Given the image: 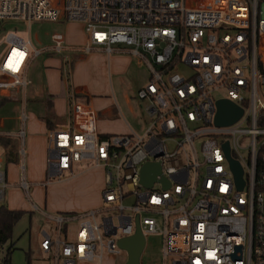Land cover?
I'll return each instance as SVG.
<instances>
[{
	"label": "built area",
	"instance_id": "1",
	"mask_svg": "<svg viewBox=\"0 0 264 264\" xmlns=\"http://www.w3.org/2000/svg\"><path fill=\"white\" fill-rule=\"evenodd\" d=\"M4 20L80 22L87 34L76 45L53 33L35 47L30 37L0 31V96L21 104V144L39 57L58 56L69 69L71 57L92 51L129 54L148 75L134 96L139 131L99 133L94 113L71 93L67 121L48 129L42 184L73 176L75 164L100 167L104 180L97 207L50 212L32 204L49 223L39 264H127L119 242L137 228L139 264L152 236L160 255L151 264H264V0H0ZM219 100L241 117L216 124ZM225 142L242 168L241 189ZM148 162L160 164L150 188L141 183ZM10 186L0 168V203ZM17 186L29 199L24 161Z\"/></svg>",
	"mask_w": 264,
	"mask_h": 264
},
{
	"label": "rangeland",
	"instance_id": "2",
	"mask_svg": "<svg viewBox=\"0 0 264 264\" xmlns=\"http://www.w3.org/2000/svg\"><path fill=\"white\" fill-rule=\"evenodd\" d=\"M0 31H12L23 38L30 37L35 47L47 43L53 33L64 35L67 43L76 45L83 44L87 38L83 24L73 21L59 23L31 22L28 24L19 20H4L0 21ZM58 59L46 56H41L37 59L30 71V89H44L45 85L50 82L58 91L64 89V94L67 97L69 87L74 97L85 99L86 94H90L94 98L91 103L95 105L96 109L111 108L116 109L118 113L119 119H105L99 123V129L103 127L112 134H120L119 132L128 133L141 129V119L143 118L142 103L134 96L137 88L146 83L148 75L145 67L140 65L136 59L129 54L106 55L92 51L88 54L71 57L69 69H67L64 62ZM21 112L20 102H8L0 109V119L4 118L9 128L16 126L19 129L21 127ZM43 112V105L33 103L29 99L28 94V102L25 109L26 118L28 119L32 114L39 118ZM27 119H25L24 123L25 131L28 123ZM122 125L126 127L123 130L121 129V131L118 128ZM0 130L5 129L0 127ZM16 144L17 149L21 146L25 150L28 149L25 135L22 144L20 140H17ZM45 144L47 157V138ZM239 145L241 147L246 146V142L240 141ZM20 159L24 161L25 165L27 164L28 168V154H26V151L24 155L21 154ZM86 169L88 167L82 164H75L74 166L75 174L78 176L79 174H85L87 172ZM93 171L101 179L104 177L102 169L98 168ZM73 176H70L69 173H64L61 177L62 180L57 181L59 182L58 184L47 186L44 189V198L48 209L54 211H57V209L60 211H82L98 204L96 197L95 205L87 207V201L84 196L88 189L87 187H82L83 184H80L79 179L72 178ZM73 202H77V205L73 206ZM42 208L45 209V206ZM43 229H49V223L39 214L30 215L25 213L21 217L13 229L12 264H39L38 260L42 256L39 241L41 239L40 233ZM159 255V238L148 237L147 248L141 255L140 262L142 264L156 263Z\"/></svg>",
	"mask_w": 264,
	"mask_h": 264
},
{
	"label": "crops",
	"instance_id": "3",
	"mask_svg": "<svg viewBox=\"0 0 264 264\" xmlns=\"http://www.w3.org/2000/svg\"><path fill=\"white\" fill-rule=\"evenodd\" d=\"M104 54V53H103ZM49 58L56 57L59 58L58 60H61L58 56H46ZM69 94L68 97L64 94V89H60L59 91L55 89L52 84L49 82L45 85L44 89H28L27 98L29 94V99L33 101V103H40L43 105L44 101L46 99H49V101L52 103L53 112L56 117V124L55 127H58L60 124L65 123L69 117V103H70V93L71 88H68ZM85 99L74 97L75 100L78 102L86 104L91 111L94 113L95 116V125L96 129L101 134H112L109 133L110 131L105 130L103 127L99 129V123L105 119H115L118 118V113L116 109H96L95 105H93L91 102L94 99L90 94H86ZM12 101H17L16 98H12ZM28 100V99H27ZM10 101V102H12ZM28 102V101H27ZM27 119V118H26ZM119 119V118H118ZM28 123H27V129L25 131V138H27V146L28 149L25 150L26 154H28V168L27 164L26 167V176L28 180L32 183V186L30 188L31 194L30 198L28 199L26 197L23 190H21L17 186V182L20 175V163L21 159L18 153L17 149V162L13 163H5V149L2 145H0V168L4 170L6 173V178L8 182L11 184L8 191L5 194V199L3 204L8 206L10 209H19L24 210L26 213H29L30 215L36 214L32 212V204H36L40 207H44L47 211L55 212L54 210H50L46 207L45 203V196H44V189L47 188V186H53L58 184V180L53 179L50 182L46 184H42L43 181L46 179L47 176V168H46V132L48 131V128L45 124V122L35 117L33 114L28 117ZM120 121V120H119ZM109 122V121H104ZM7 125V126H6ZM0 127L5 130H0L2 133H7L10 137L15 140V142L18 140L15 137V134L18 132V128L16 126L8 127L7 121L2 118L0 119ZM125 125L119 127L118 129H125ZM7 129V131H6ZM131 129V127H129ZM121 130V131H122ZM120 134L122 132H119ZM100 167H88L87 172L82 175H74L72 178H78L80 184H83L82 187H87V193L85 194V199L87 201V207L93 206L96 203V197H97V205L93 207H97L101 203V189L103 187V180L104 177L101 179V177H98V175L94 174L95 169H98ZM101 169V168H100ZM62 178L59 180L61 181ZM24 195V196H23ZM95 199V200H94ZM73 206L77 205V202L72 203ZM90 207V208H93ZM55 209V208H52ZM57 209V208H56ZM86 210V209H85ZM57 211H60L57 209ZM62 211V210H61Z\"/></svg>",
	"mask_w": 264,
	"mask_h": 264
},
{
	"label": "water",
	"instance_id": "4",
	"mask_svg": "<svg viewBox=\"0 0 264 264\" xmlns=\"http://www.w3.org/2000/svg\"><path fill=\"white\" fill-rule=\"evenodd\" d=\"M217 115L216 124L218 125H228L237 121L241 115L242 110L236 107L228 100H219L217 102ZM224 148L226 150L227 157L230 161L231 168L234 172L238 188L241 189L243 186L242 179V168L237 161L232 160L229 155L228 142L224 143ZM160 174V164L157 162H148L143 165L141 170V183L144 187L150 188L152 184L157 180V175ZM164 186H168V183L161 178ZM120 246L128 251V262L127 264H139V255L144 245V237L137 228L136 233L132 237L121 239L119 242Z\"/></svg>",
	"mask_w": 264,
	"mask_h": 264
},
{
	"label": "trees",
	"instance_id": "5",
	"mask_svg": "<svg viewBox=\"0 0 264 264\" xmlns=\"http://www.w3.org/2000/svg\"><path fill=\"white\" fill-rule=\"evenodd\" d=\"M12 100V98L0 96V109ZM43 108L44 112L39 118L45 122L48 129H53L56 124V117L49 99L44 101ZM0 145L5 149V163L17 162V144L15 140L10 137L0 136ZM25 213L26 211L24 210L10 209L8 206L0 204V264H12L13 229Z\"/></svg>",
	"mask_w": 264,
	"mask_h": 264
}]
</instances>
